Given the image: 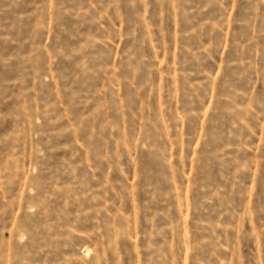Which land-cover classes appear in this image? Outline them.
Masks as SVG:
<instances>
[{"label":"rangeland","instance_id":"1","mask_svg":"<svg viewBox=\"0 0 264 264\" xmlns=\"http://www.w3.org/2000/svg\"><path fill=\"white\" fill-rule=\"evenodd\" d=\"M0 264H264V0H0Z\"/></svg>","mask_w":264,"mask_h":264}]
</instances>
